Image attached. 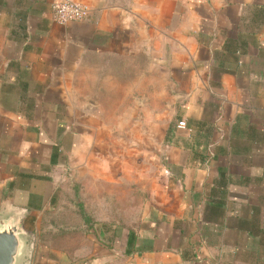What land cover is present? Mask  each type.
Masks as SVG:
<instances>
[{
	"label": "crops",
	"instance_id": "1",
	"mask_svg": "<svg viewBox=\"0 0 264 264\" xmlns=\"http://www.w3.org/2000/svg\"><path fill=\"white\" fill-rule=\"evenodd\" d=\"M71 197L96 264H264V0H0V217Z\"/></svg>",
	"mask_w": 264,
	"mask_h": 264
},
{
	"label": "rangeland",
	"instance_id": "2",
	"mask_svg": "<svg viewBox=\"0 0 264 264\" xmlns=\"http://www.w3.org/2000/svg\"><path fill=\"white\" fill-rule=\"evenodd\" d=\"M127 193L128 191L126 189L121 188L119 191V199L120 203H122V205L119 206L121 217H118L119 228L121 229L120 231H122V233H120L121 237L126 233L127 228L129 229V227L132 226L136 227L142 219L143 206L141 205V197L136 193L133 197L135 203L134 207H128L126 202L130 197H128ZM87 199L90 204L87 207V212L93 216L91 218L94 224L97 223L96 221H98V219L110 220L111 218H115L94 217L95 209H93V199L91 196ZM67 200L66 206L56 215L42 217L38 228L40 236H37L35 241L36 252L30 264H96L99 258V241L92 235V232L88 230V227L83 225L80 217H78L80 209L78 206H74L76 200H74L73 197ZM75 205H77V203H75ZM131 209H134V217H127V215L131 213ZM69 233L72 235L70 236ZM66 235L69 236L66 237ZM122 240H124V238ZM83 250H85V252ZM45 251H47V253ZM49 251L51 254H49ZM123 251L124 246H120L117 257L109 259L108 264H127L128 260Z\"/></svg>",
	"mask_w": 264,
	"mask_h": 264
},
{
	"label": "water",
	"instance_id": "3",
	"mask_svg": "<svg viewBox=\"0 0 264 264\" xmlns=\"http://www.w3.org/2000/svg\"><path fill=\"white\" fill-rule=\"evenodd\" d=\"M22 218L17 210L0 217V264H30L32 246L22 230Z\"/></svg>",
	"mask_w": 264,
	"mask_h": 264
},
{
	"label": "built area",
	"instance_id": "4",
	"mask_svg": "<svg viewBox=\"0 0 264 264\" xmlns=\"http://www.w3.org/2000/svg\"><path fill=\"white\" fill-rule=\"evenodd\" d=\"M54 19L58 25L66 26L71 23L84 21L89 15V9L83 4L71 1H64L54 5ZM186 124H178L179 129H185Z\"/></svg>",
	"mask_w": 264,
	"mask_h": 264
},
{
	"label": "trees",
	"instance_id": "5",
	"mask_svg": "<svg viewBox=\"0 0 264 264\" xmlns=\"http://www.w3.org/2000/svg\"><path fill=\"white\" fill-rule=\"evenodd\" d=\"M84 219L87 220V222H91L89 218L87 217H82ZM136 247V236L135 234L131 233L129 235V239H128V246H127V250H126V255H131L134 251V248Z\"/></svg>",
	"mask_w": 264,
	"mask_h": 264
}]
</instances>
